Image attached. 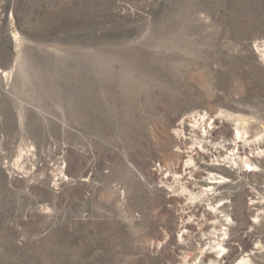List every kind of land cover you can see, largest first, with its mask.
<instances>
[{"label":"rangeland","instance_id":"1","mask_svg":"<svg viewBox=\"0 0 264 264\" xmlns=\"http://www.w3.org/2000/svg\"><path fill=\"white\" fill-rule=\"evenodd\" d=\"M262 50L264 0H0V264H264V156L207 219L167 136L183 114L261 132ZM219 217L223 240L177 231Z\"/></svg>","mask_w":264,"mask_h":264},{"label":"bare ground","instance_id":"2","mask_svg":"<svg viewBox=\"0 0 264 264\" xmlns=\"http://www.w3.org/2000/svg\"><path fill=\"white\" fill-rule=\"evenodd\" d=\"M260 54L264 60V50ZM175 124L172 134L167 136L169 140L170 137L175 136L178 152L176 159L174 158L176 162L170 163L169 170L172 173L179 171L180 174L173 177L169 188L179 195H187L188 200H192L187 205L185 204L187 213L197 212L201 215L207 214V219L214 218L212 214L207 212V209L200 210L196 203L205 199L210 190H216L223 185L225 179L236 178L237 180L259 176L252 167L256 166L258 159L264 156V128L261 132H251L238 126L232 129L227 122L215 121L209 116L200 114H183L177 118ZM239 164H244L247 168H240ZM226 165H229V168ZM167 176L165 175L163 179H160L159 183L163 184V180ZM198 184L200 185L197 186ZM206 186L210 188H202ZM219 218L220 220L208 224L207 222L206 224L205 222L198 224L187 220L177 231L180 235L187 236L194 231H203L202 228L212 227L208 234L214 237L218 236V239L223 240L227 236V232L221 224L227 225L230 219L227 217ZM168 226L170 233L173 234L174 226L172 224ZM216 227L219 229L216 230ZM200 234L202 235V233ZM208 239L203 244L204 248L198 257L199 259L206 257L207 249L215 243L210 238ZM216 245L218 253H221L224 250L222 244L218 242ZM149 249L151 246L147 250L149 251ZM174 262L175 259L168 256L165 264H173ZM184 263L186 264L187 261L184 260Z\"/></svg>","mask_w":264,"mask_h":264}]
</instances>
